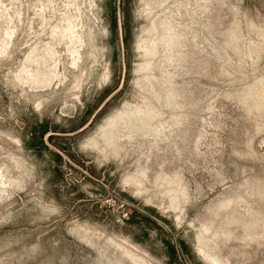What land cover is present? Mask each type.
Listing matches in <instances>:
<instances>
[{
    "label": "rangeland",
    "instance_id": "374dc122",
    "mask_svg": "<svg viewBox=\"0 0 264 264\" xmlns=\"http://www.w3.org/2000/svg\"><path fill=\"white\" fill-rule=\"evenodd\" d=\"M0 264H264V0H0Z\"/></svg>",
    "mask_w": 264,
    "mask_h": 264
}]
</instances>
